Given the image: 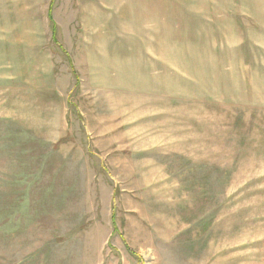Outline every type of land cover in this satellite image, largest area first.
Here are the masks:
<instances>
[{
  "label": "rangeland",
  "instance_id": "1",
  "mask_svg": "<svg viewBox=\"0 0 264 264\" xmlns=\"http://www.w3.org/2000/svg\"><path fill=\"white\" fill-rule=\"evenodd\" d=\"M0 264H264V0H0Z\"/></svg>",
  "mask_w": 264,
  "mask_h": 264
}]
</instances>
